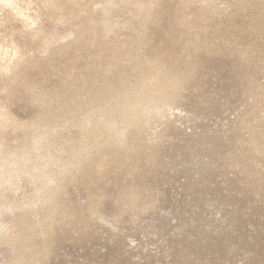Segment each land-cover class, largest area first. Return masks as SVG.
Here are the masks:
<instances>
[{
  "label": "rangeland",
  "instance_id": "obj_1",
  "mask_svg": "<svg viewBox=\"0 0 264 264\" xmlns=\"http://www.w3.org/2000/svg\"><path fill=\"white\" fill-rule=\"evenodd\" d=\"M143 1L139 12L132 2L82 0L64 22L42 7L44 34L66 37L44 51L22 34L27 54L7 56L0 152L25 160L0 185L10 207L0 221L19 231L0 240V264H264V0ZM151 61L176 81L155 93L171 106L158 113L144 103L121 143L85 133L80 119L124 104L156 71ZM65 163L47 230L46 207L33 200L52 186L43 172Z\"/></svg>",
  "mask_w": 264,
  "mask_h": 264
},
{
  "label": "bare ground",
  "instance_id": "obj_2",
  "mask_svg": "<svg viewBox=\"0 0 264 264\" xmlns=\"http://www.w3.org/2000/svg\"><path fill=\"white\" fill-rule=\"evenodd\" d=\"M81 1L82 0H0V60H4V62L0 63V72H8L11 70V62H9V58H7L8 55H14L17 60H20L21 57L27 54L30 42L27 43L28 41H22L18 36H21L23 34L26 38H31L32 40L34 38L39 39L41 45L40 48H42L44 51L54 42L66 37L63 36L56 39L44 34L45 31L38 24V20L40 18V14L38 12L42 10V7L47 9L48 16L51 19L57 22H64L69 19V15L63 14L64 12L69 10V14H77L82 10V7L84 10V5L81 3ZM32 2H36L37 5L36 7H34V9L31 7ZM120 2L135 3L139 12L146 11L147 9V3L143 0H120ZM101 7L103 13L108 14L112 8V3L103 2L101 3ZM32 9L34 11H31ZM8 22L20 23L19 26L21 27V31H12L9 34H2L3 27ZM94 25L95 27H98L102 33L107 34L111 31V26L107 24L99 25L98 22H95ZM70 35H74L75 38H79L81 36V34L74 31ZM6 58L7 60H5ZM151 64L154 66L156 71L149 79L140 84L137 89H135L134 93H125L124 95H122L123 99L125 100L124 104L117 105L115 107H107L101 112L100 115H97L96 110H94L93 108L86 116H84V118L80 119L79 126L82 128V130H84L87 134L94 133L95 138L96 134L94 132V128H97L99 131L105 130L109 133L111 138H115L121 143L123 141V137L125 135V132L127 131V128L139 123L138 120L141 114L144 112L142 106L144 103L155 107L158 113H162L164 112V109L170 107V99H168L167 97H163V99L155 98V93L160 91L161 85L165 83L167 84L168 82V84L174 87L173 84H175L176 81L175 79L170 78L165 79V72H163L159 64L153 61H151ZM153 86L154 90H151ZM4 127V124L0 127V137L4 133ZM0 144L2 145L1 141ZM10 149L8 150L10 151ZM83 149L84 146L81 143L75 150L74 156L79 157L83 153ZM9 154L13 155L14 157L12 156L13 158L9 159L7 157V155ZM1 160L9 161L7 165H9L10 167L9 169L0 168V185L6 181V178L10 179L9 171L13 170L12 166L16 165L20 161L25 160V158H23L19 151H11L10 153L0 152V161ZM100 163L101 162H99V164L97 165H100ZM56 164L57 161L54 156L49 154L46 165L49 167H53ZM1 166H3V164ZM36 167L37 166L35 165L32 168L27 169L25 172L28 175H32ZM64 168V171H56L54 169H51L49 172H43L42 177H44L52 186L47 187L48 184L40 186L39 192L41 191V194L37 195L33 200L34 204L46 207L47 216L46 222L45 224H43V226L47 230L51 228L57 213L53 203L57 191L62 187L60 182L61 175L63 174V172L69 170L70 164L65 163ZM9 209V205L1 204L0 214ZM9 230V235H11L12 232L19 233V231L16 230L13 226L7 228V226L4 224V221H0V240L2 242H11L10 237H7V233Z\"/></svg>",
  "mask_w": 264,
  "mask_h": 264
}]
</instances>
